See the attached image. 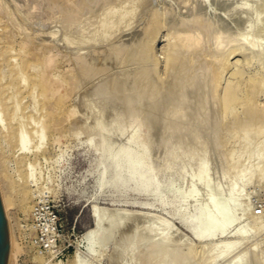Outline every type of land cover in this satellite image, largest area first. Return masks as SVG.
Segmentation results:
<instances>
[{
	"label": "rangeland",
	"instance_id": "374dc122",
	"mask_svg": "<svg viewBox=\"0 0 264 264\" xmlns=\"http://www.w3.org/2000/svg\"><path fill=\"white\" fill-rule=\"evenodd\" d=\"M110 9L131 16L100 41L105 28L97 23ZM263 27L264 0H0V195L15 264H173L146 251L137 234L105 243L86 237L92 207L155 213L163 233L180 240L177 264H264V164L263 178H254L264 159V118L240 127L241 103L225 104L228 88L245 103L257 83L254 114L264 116ZM172 51L173 66L188 73L176 90ZM222 57L229 59L223 76L206 89ZM144 68L150 73L136 82ZM145 82L154 84L155 100L141 93ZM197 95L192 132L186 122L169 130L163 115L180 97L195 105ZM128 151L131 169L124 160L117 165L124 178L143 161L141 188L133 179L115 187L97 166L98 157ZM40 207L57 217L48 253L34 232Z\"/></svg>",
	"mask_w": 264,
	"mask_h": 264
},
{
	"label": "bare ground",
	"instance_id": "6f19581e",
	"mask_svg": "<svg viewBox=\"0 0 264 264\" xmlns=\"http://www.w3.org/2000/svg\"><path fill=\"white\" fill-rule=\"evenodd\" d=\"M42 4H43V2H42ZM132 6V5H131ZM23 7V6H22ZM109 9V8H108ZM112 11H114V10H108L107 12H106V14L102 17V18H100V21L97 23L98 24V27H104L105 29H104V31H105V34H104V37H102L101 39H100V41H103L104 40V38L106 37V36H108V35H110L112 32H113V30H115L118 26H120L121 24H123L127 19H128V15L127 14H119V15H116L115 13H113ZM131 11V10H130ZM134 10L132 9V11L131 12H133ZM50 12V11H49ZM128 13H130V12H128ZM132 14V13H131ZM158 15H160V14H158ZM129 16H131V15H129ZM156 17V16H155ZM159 16H157V18H158ZM260 18V17H259ZM196 19V18H195ZM261 19V18H260ZM155 20H157L156 18H155ZM194 20V19H193ZM190 22H192V21H190ZM257 22H259L260 23V20L259 21H257ZM189 23V22H188ZM258 23V24H259ZM198 24V23H197ZM263 24V23H262ZM262 24H260V25H262ZM154 25H156V24H154ZM185 25H187V24H185ZM185 25H182V26H185ZM193 24L191 23V26H192ZM194 25L196 26V23L194 22ZM198 25H200V24H198ZM194 26V28L196 29H198V27H200V26H202V25H200V26ZM259 25V26H260ZM189 26V25H188ZM188 26H187V28L186 29H188ZM190 27V26H189ZM257 27H258V25H257ZM180 28V27H179ZM204 29H205V27H203ZM264 28V27H263ZM190 29H191V27H190ZM201 29V28H200ZM208 30V29H207ZM193 31V30H192ZM202 31H203V29H202ZM197 33V32H196ZM208 33V32H207ZM186 34V33H185ZM185 34L183 33V35L185 36ZM181 35V34H180ZM182 35V36H183ZM188 35H190V34H188ZM196 35V34H195ZM208 35V34H207ZM172 36H174L173 34H172ZM176 36V35H175ZM199 36V35H198ZM256 36V35H255ZM258 36V35H257ZM190 37V36H189ZM188 37V38H189ZM209 37V36H208ZM180 38H181V36H180ZM184 38V37H183ZM197 38V37H196ZM200 38V37H199ZM177 39H179V37L177 38ZM182 39V38H181ZM192 39V38H191ZM194 40V39H193ZM192 40V41H193ZM208 40V39H207ZM185 42H186V40H184ZM195 41H196V39H195ZM194 41V42H195ZM198 42H199V40H198ZM88 43V42H87ZM197 43V42H196ZM180 44H182V41H181V43ZM193 44H195V43H193ZM199 44H201L200 42H199ZM199 44H197V45H199ZM177 45V44H176ZM186 45V44H185ZM184 45V46H185ZM190 46H191V44H190ZM232 46V45H231ZM187 48V47H186ZM190 48V47H189ZM187 49V50H189L190 51V49ZM194 48V47H193ZM200 48H201V46H200ZM194 49H198V47L197 48H194ZM187 50H185L184 49V51H185V53L186 52H188ZM211 50V49H210ZM236 51V50H235ZM264 51V50H263ZM183 52V51H182ZM232 52V51H231ZM213 53V52H212ZM187 54H189V53H187ZM263 55H264V52L262 53ZM203 55V54H202ZM176 56H177V52H174V51H172V52H170V55H169V58L167 59L168 60V63H167V67L168 68H171V69H173L174 71L172 72V74L174 75H172L171 73H170V75L171 76H173L174 77V79H175V81H173V83L171 84L173 87H174V89L177 87V86H182L183 84L182 83H185V82H187L186 81V77H188V73L186 74L183 70H184V64H181V63H179V65L178 66H176V67H174L173 66V63H174V60H175V58H176ZM188 56V55H187ZM140 57V56H139ZM179 57V56H178ZM197 57V56H196ZM203 57H204V55H203ZM245 57H246V55H245ZM261 57V56H260ZM143 58V57H142ZM204 58H206V57H204ZM208 58V57H207ZM206 58V59H207ZM225 58H227V57H225ZM224 57H222L221 59H224V61H221V63H219V64H217L218 65V67H217V69H216V71L212 74H210L209 75V77H211V78H209V80H208V82H204L203 84V86L204 87H206V89H207V85L208 84H210V83H214V82H216L219 78H220V76L222 75L221 74V72H223V70L221 71L220 70V68L222 67V66H225L224 64H226V66L228 65V60L229 59H225ZM263 58V57H262ZM179 59V58H178ZM182 59V58H181ZM247 59V58H246ZM264 59V58H263ZM190 60V59H189ZM187 61V60H186ZM192 61V60H191ZM219 61V60H218ZM178 62V61H177ZM176 62V63H177ZM184 62V61H183ZM188 62H190V61H188ZM193 62V61H192ZM196 62V61H195ZM194 62V63H195ZM145 63V62H144ZM175 63V64H176ZM215 63H217V62H215ZM49 64V63H48ZM153 65H154V63H152ZM178 64V63H177ZM46 65V64H45ZM146 65V64H145ZM205 65V64H204ZM249 65V64H248ZM203 66V65H202ZM202 66H200V68H202ZM150 65H149V69H150ZM152 67H154V66H152ZM191 67H192V65H191ZM210 67V66H209ZM190 68V67H189ZM223 68V67H222ZM149 69H143L142 70V73H141V76H139L138 78H137V81L136 82H140V81H142V80H144V78H146V76H147V74H148V72L150 73V70ZM170 69V70H171ZM210 69H211V67H210ZM227 69V68H226ZM153 70V69H152ZM191 70V69H190ZM200 70V69H199ZM195 71V70H194ZM198 71V70H197ZM204 71H206V69L204 70L203 69V72ZM221 71V72H220ZM228 71V70H227ZM236 71V70H235ZM187 75H184V73ZM191 72V71H190ZM199 72H202V70L201 71H199ZM211 72H212V69H211ZM234 72V71H233ZM239 72V71H238ZM198 73V72H197ZM224 73V72H223ZM235 73V72H234ZM233 73V74H234ZM242 72H240V74H241ZM154 74V73H153ZM183 74V75H182ZM209 74V73H208ZM178 75L180 76V75H182V77H183V79H180L179 77H178ZM191 75V74H190ZM212 75V76H211ZM236 75V74H235ZM199 76H201V75H199ZM223 76V75H222ZM239 77H241V75L239 76ZM195 78H197V76L195 77ZM205 78V77H204ZM203 78V79H204ZM207 78V77H206ZM169 79H171V78H169ZM146 80H148V79H146ZM190 80V79H189ZM196 80H198V79H196ZM220 80H221V78H220ZM237 80V79H236ZM255 80V79H254ZM254 80H253V82H254ZM210 81H212V82H210ZM151 82V81H150ZM149 82V83H150ZM156 82H157V80H156ZM196 82V81H195ZM210 82V83H209ZM218 82V81H217ZM216 82V83H217ZM259 83V82H258ZM180 84H182V85H180ZM216 86H218V83L216 84ZM60 87V86H59ZM161 87V86H160ZM170 87V88H169ZM232 87V86H231ZM172 87L171 86H168V88L166 87V89H165V95L167 94V96H169L168 94H169V91L171 92L172 91V89H171ZM216 88H218V87H216ZM237 88H239L240 89V87H237ZM255 88H257V83L255 84V86L253 87V89L251 90V92L250 93H248L249 95H248V97L246 98V102L244 103V101L243 102H241V100L238 98H236V97H238V96H236V95H234V93L237 91V89L235 88V89H231V88H228V89H230L229 91H228V94H226V98L228 99H226V105H228L227 107H226V109L229 107V105H231V104H235V103H237V104H239V102L241 103L240 105H242V110H243V114L245 115V119H243V120H241L237 125L239 126L240 125V127H246V125H250L251 123H252V126H254L253 125V123H255V125H256V123H257V121H259V120H263V118H264V116L262 115H260V116H258L257 115V113L256 114H254V102H253V100H252V93L254 92V89ZM168 89V90H167ZM171 89V90H170ZM205 89V90H206ZM143 90L144 91H142L141 93L148 99V101H152V100H155V90H154V84L152 85V84H146V82H145V86H144V88H143ZM176 90V89H175ZM194 90V89H193ZM217 90V89H216ZM182 91V90H181ZM203 91V90H202ZM214 91V90H213ZM239 91V90H238ZM71 92V91H70ZM157 92V91H156ZM174 91H172V93H173ZM177 92V91H176ZM185 92V91H184ZM212 92V91H211ZM141 93H138L139 95L141 94ZM189 93V92H188ZM201 93V92H200ZM199 93V94H200ZM205 93V92H204ZM214 93V92H213ZM184 94V93H183ZM203 94V93H202ZM217 95V94H216ZM177 96V95H176ZM205 96V95H204ZM236 96V97H235ZM187 97V96H186ZM214 97V96H213ZM255 99V98H254ZM175 100H179V99H175ZM213 101H214V98L212 99ZM203 101V100H202ZM229 103H228V102ZM158 104H157V108L159 107V106H162V104L164 105V100L161 98V99H159L158 101H156ZM203 102H205V101H203ZM144 103V102H143ZM231 103V104H230ZM199 104H200V99H199V96L197 95L196 97H195V105H193V106H191L190 105V99L189 98H181L180 97V101H179V103L178 104H176V105H174L173 107H171L170 108V110H169V113L167 112V114H164L163 115V121L164 122H166V123H168V126H169V130H172L173 128H174V126H176L179 122H180V124L181 123H185L186 122V125H187V133L188 134H190L191 132H192V130H193V128H192V124L191 123H193L195 120H196V117L198 116V108H199ZM206 104V103H205ZM226 105H224V106H226ZM154 106H156V104H154L153 105V107ZM214 106V105H213ZM232 106V105H231ZM233 106H235V105H233ZM153 107L151 108V109H153ZM223 107V106H222ZM216 108V107H215ZM233 109V108H232ZM256 109V108H255ZM154 110V109H153ZM228 110V109H227ZM230 110V109H229ZM200 112V111H199ZM225 112V111H224ZM223 112V113H224ZM221 113V112H220ZM262 113V112H261ZM170 114H174V116H172V115H170ZM220 115V114H219ZM171 116V117H170ZM218 116V115H217ZM234 117V116H233ZM198 118H200V117H198ZM208 118V117H207ZM206 118V119H207ZM210 118V117H209ZM223 119V118H222ZM224 120V119H223ZM208 121V120H207ZM221 123V122H220ZM215 124V123H214ZM213 124V125H214ZM219 124V123H218ZM222 124V123H221ZM163 125V124H162ZM183 125V124H182ZM195 125V124H194ZM102 126V125H101ZM251 126V125H250ZM252 126L250 127V128H252ZM258 126V125H257ZM263 126H264V124H263ZM213 127H215V126H213ZM219 127V126H218ZM99 128H100V130L101 131H103L102 129H104V128H102L101 129V127H100V125H99ZM236 128H238V127H236ZM261 128V127H260ZM241 129V128H240ZM236 130V129H235ZM238 130V129H237ZM262 130V129H261ZM101 131H99V129H98V132L100 133ZM240 131V130H239ZM259 131V130H258ZM169 132V131H168ZM185 133V132H184ZM184 133H182V135L181 136H185L184 135ZM249 133V132H248ZM248 133L246 132V134H247V136H248ZM261 133V132H260ZM262 133H263V131H262ZM186 134V133H185ZM215 134H216V132H215ZM245 134V133H244ZM245 134V135H246ZM105 135V134H104ZM174 135V134H173ZM214 135V134H213ZM212 135V136H213ZM255 135H257V133L255 134ZM254 135V136H255ZM259 135V134H258ZM263 135V134H262ZM107 136V135H106ZM210 136V135H209ZM253 136V135H252ZM98 137V136H97ZM171 137V136H170ZM173 137V136H172ZM171 137V138H172ZM190 136L188 135V138H189ZM108 138V137H107ZM182 139H183V137H181ZM180 137H179V139H181ZM187 138V137H186ZM187 138V139H188ZM258 138V137H257ZM21 140H22V136H21ZM100 140V139H99ZM20 141V140H19ZM98 143V142H97ZM262 143V142H261ZM99 144H100V142H99ZM260 144V143H259ZM264 144V143H263ZM263 144H262V146H263ZM28 146V145H27ZM260 146V145H259ZM261 146V147H262ZM94 152H98L99 150H100V146H98L97 145V147H96V144H94ZM258 147V146H257ZM256 147V148H257ZM260 147V149H263V148H261ZM132 148V147H131ZM22 150L24 151V153H26L25 151V144L24 143H22ZM256 150V149H255ZM114 151V150H113ZM258 151V150H257ZM130 152L131 151H128V154L125 156H123V154H124V152H120V156H119V152L118 153H116V152H113V154L110 156L109 154H107L106 156H105V158L104 157H98L97 158V166H101L102 167V169H103V171L105 172V174L106 175H109V177H110V183L112 184V185H114L115 187H120V186H123L124 184H126L127 182V180L129 181V180H136L137 181V184H136V187H139V188H141L142 187V185H143V183H144V181L146 180V179H144L142 176H141V178H139L140 176L139 175H141L140 174V171H141V169H140V167H141V164H142V162L143 161H139V160H137L138 162H139V164L138 163H136V161H135V163L136 164H138V166L136 167V169H133V171L132 172H130V174H128V175H126L124 178H122V172H121V170L123 171V168H121L119 165H117V163L121 160V161H123L124 160V166L123 167H125V168H128V169H131V167L132 166H130L131 165V163H130V157H131V154H130ZM263 151L262 150H259L258 152H256V156H258V158H261V156L263 155V153H262ZM116 155H115V154ZM121 153H123L122 154V156H121ZM126 153V152H125ZM241 153H243V152H241ZM143 154V153H142ZM113 155H115V157L113 156ZM255 155V154H254ZM137 156V155H136ZM141 157V156H140ZM144 157V156H143ZM136 158V157H135ZM142 158V157H141ZM132 159H134V158H132ZM138 159H140V158H138ZM143 159V158H142ZM107 160V161H106ZM141 160V159H140ZM144 160V159H143ZM237 162V160H231L230 161V164H229V166H232L234 163H236ZM106 164H110V166H112V168H111V170H107L106 169ZM263 164H264V159L263 160H261V166L259 167V168H257L258 166H256V169H258L257 171L258 172H256L257 173V175L254 177L255 178V180L257 181V180H260L261 178H263V175L261 176V172H262V167H263ZM258 165H260V164H258ZM96 166V167H97ZM134 166V165H133ZM144 167H145V165H143ZM255 172V171H254ZM108 173V174H107ZM263 174V173H262ZM29 175H30V173H29ZM236 175V174H235ZM254 175V174H253ZM237 177H242L243 175H241V174H237L236 175ZM104 177V176H103ZM2 178V177H1ZM254 180V181H255ZM115 181H116V183H115ZM119 181H120V183H119ZM251 181V180H250ZM1 183V182H0ZM253 183V182H252ZM102 185H100V186H105L106 185V182H105V180L104 181H102V183H101ZM206 184H207V180H206ZM102 189V188H101ZM104 189V188H103ZM146 193L147 194H151L152 193V187H151V185H150V187L146 190ZM93 208V210H92V213H95L96 215H97V221L94 223V217L92 216V219H93V225H94V228L92 229V230H90V232L88 233V231H87V233L85 232V234H87L86 235V237H90V239L92 238V240H93V238L94 239H97V240H99V241H107V240H109L110 238H112L113 236H116L115 234H126V236L129 234H137V236H138V239L139 240H141L143 243L142 244H144V246H145V248H146V251H148V252H150V253H154V257H158L157 255H159L160 256V258L162 257V259L164 258V259H167V260H170L173 264H177V263H179L181 260H182V255H180L179 254V248H180V240L178 239V237L176 236V237H174V235H172V233L171 232H169L170 230L168 229V231H166V232H168V233H171V235H169L168 233V235H166L165 233L166 232H164L163 233V230L164 229H162V227H163V223L165 222V220H164V222H162L163 220H161L160 219V217H159V219H158V217H156V216H154V215H152V214H155V213H152V212H149V211H131V210H127V209H124V208H117V207H103V208H101V207H92ZM203 216V215H202ZM202 216H201V218H200V220H199V223H202V221H203V218H202ZM205 217V216H204ZM162 218V217H161ZM205 218H207V217H205ZM225 219H228V216L226 215V217H225ZM254 219H255V215L252 217V219H251V222H250V220H249V223H254ZM160 220H161V222H160ZM205 222V221H204ZM166 224V223H165ZM167 225V224H166ZM165 227V226H164ZM171 227V226H170ZM194 227V226H193ZM193 227H192V229H193ZM8 228H9V224H8ZM168 228V227H167ZM166 227H165V230L167 229ZM195 228V227H194ZM190 231H192V230H190ZM202 233V232H201ZM197 234V233H196ZM199 234V233H198ZM202 235V234H201ZM200 235V236H201ZM85 236V235H84ZM125 236V235H124ZM197 236V235H196ZM9 237H10V249H9V256H10V260H11V264H15V257H16V250H15V246H14V243H13V233H12V230H11V233H10V228H9ZM87 239V238H86ZM86 239H84V240H86ZM184 240V239H183ZM184 242V241H183ZM105 243V242H104ZM182 244V243H181ZM143 246V245H142ZM141 246V247H142ZM182 248V247H181ZM263 256V255H262ZM256 258V257H255ZM258 258V257H257ZM255 260V259H254ZM36 261V260H35Z\"/></svg>",
	"mask_w": 264,
	"mask_h": 264
},
{
	"label": "built area",
	"instance_id": "2783aa9c",
	"mask_svg": "<svg viewBox=\"0 0 264 264\" xmlns=\"http://www.w3.org/2000/svg\"><path fill=\"white\" fill-rule=\"evenodd\" d=\"M33 216L37 222L34 232L40 237V247L44 253H48L58 240L57 217L55 213L50 212L48 208L43 209L42 207H40ZM28 231H30V229H28Z\"/></svg>",
	"mask_w": 264,
	"mask_h": 264
},
{
	"label": "water",
	"instance_id": "95a60500",
	"mask_svg": "<svg viewBox=\"0 0 264 264\" xmlns=\"http://www.w3.org/2000/svg\"><path fill=\"white\" fill-rule=\"evenodd\" d=\"M94 223L97 221V215L92 213ZM10 237L8 222L5 216L3 203L0 195V264H11L10 256Z\"/></svg>",
	"mask_w": 264,
	"mask_h": 264
}]
</instances>
